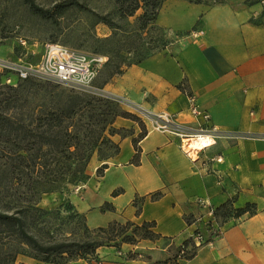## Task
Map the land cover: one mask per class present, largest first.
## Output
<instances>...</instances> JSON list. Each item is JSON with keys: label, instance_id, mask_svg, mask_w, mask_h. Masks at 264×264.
I'll return each mask as SVG.
<instances>
[{"label": "crops", "instance_id": "obj_1", "mask_svg": "<svg viewBox=\"0 0 264 264\" xmlns=\"http://www.w3.org/2000/svg\"><path fill=\"white\" fill-rule=\"evenodd\" d=\"M247 2L172 0L163 5L159 24L185 29V42L167 47L124 75V87L135 99L143 96L151 113L175 114L180 122L197 125L201 120L188 109L192 94L210 115V124L235 137L218 139L193 162L177 137L149 130L139 142L136 165L132 140L140 132L124 119L135 132L113 136L120 152L89 166L90 178L71 202L92 229L113 221L155 222L160 237L102 247L97 256L103 264H156L174 257L203 221L210 220V212L228 201L236 209L254 204L255 213L229 219L218 239L180 264H264V0ZM146 97L155 99L149 103ZM218 154L223 161L211 162ZM103 164L108 168L100 176L97 170ZM157 192L161 197L153 200ZM137 197L144 198L140 214L134 204ZM106 203L112 208L102 211ZM17 264L47 263L25 257ZM68 264L90 263L81 259Z\"/></svg>", "mask_w": 264, "mask_h": 264}, {"label": "trees", "instance_id": "obj_2", "mask_svg": "<svg viewBox=\"0 0 264 264\" xmlns=\"http://www.w3.org/2000/svg\"><path fill=\"white\" fill-rule=\"evenodd\" d=\"M259 1L262 0L255 2ZM164 2L165 0H116L120 18L127 20L133 28L132 35L126 40L116 39L120 32H126L124 26L117 24L108 15L97 14L112 31V35L105 41L115 43L114 48L105 50L111 53L107 61L112 70L110 77L123 75L128 68L168 47L169 40L164 34V28L157 25ZM30 5L36 13L50 18L79 5V0L61 2L53 8L54 13L52 10L40 9L34 2ZM81 7L88 9L86 6ZM139 11L141 13L137 14ZM130 18L135 19L130 22ZM155 30L162 32L156 39L150 36ZM7 77V73L0 72V240L20 247L9 254L11 262L17 264L20 251L28 249L30 257L47 264H68L81 259L90 264H98L101 259L98 258L97 251L105 247V243L114 241V247L120 248L123 244L158 239L160 236L154 231L155 222L137 224L132 221H113L105 227L91 229L87 225L86 216L77 210L75 215L83 221L79 239H71L65 234L58 238L51 232L47 226V217L52 211L39 206L42 195L50 191L46 185L63 179H67V183L73 186L84 184L90 178L87 168L95 153L100 161L117 155L120 146L112 137L120 135L125 138L134 133L122 134L126 129L115 128L114 123L118 117L131 119L141 127L139 135L132 140L136 150L132 163L136 165L140 163L139 142L148 131L140 118L114 108L112 101L95 95H90L89 98L70 95L63 106L39 111L33 121L34 125L22 124L19 127L14 113L20 111L22 106L18 105V90L9 85L3 86ZM2 86L7 92H1ZM181 89L185 90V87L181 86ZM19 131L25 133L24 141L18 142ZM106 146H113L115 153L104 157L102 151ZM41 157L44 160L38 163L37 159L40 160ZM107 168L108 165L103 164L98 168L97 174L102 176ZM38 174L41 176L33 179ZM119 192L120 190L113 194ZM160 197L159 192L152 195L153 200ZM143 201L144 198L137 197L134 202L137 214L142 211ZM67 206L75 208L72 202H68ZM255 207L254 204H248L245 208L236 209L232 202H226L215 209L210 220L205 222L209 236L202 232V225L195 231V234L204 235V243L197 245L193 237L188 238L174 257L156 264H180V260L193 259L199 247L216 240L224 223L246 213L254 214ZM111 208L106 203L102 211ZM187 223H191L190 220Z\"/></svg>", "mask_w": 264, "mask_h": 264}, {"label": "rangeland", "instance_id": "obj_3", "mask_svg": "<svg viewBox=\"0 0 264 264\" xmlns=\"http://www.w3.org/2000/svg\"><path fill=\"white\" fill-rule=\"evenodd\" d=\"M65 0H0V58H19L30 59V53L34 50L35 54H40L42 46L45 43H60L65 46L97 54L106 57L109 60L111 53L109 54L106 49L114 48L115 43L107 42L105 39L112 35L110 28L105 25L100 16L108 15L117 24L124 26L126 32L119 33L116 39L126 40L132 35L131 25L127 20L120 18L119 12L116 6V0H79V5L72 6L60 14H55L50 18H45L42 15L36 13L31 8V3L43 10H52L53 8ZM186 2L193 3H205L215 4L221 3L224 0H184ZM237 1V0H230ZM257 0H248L247 3H254ZM172 0H165L163 5L171 4ZM81 6H86L85 9ZM163 7V6H162ZM91 10V11H90ZM139 11L137 14H140ZM99 14V15H97ZM135 18H130V22H133ZM157 25L161 27L157 20ZM164 28V34L169 40L168 47L173 44H179L181 41L185 42L187 31L185 29H177L171 27ZM131 34H130V33ZM161 31L155 30L150 36L156 39L161 35ZM20 39L26 40V47H23ZM163 51V50H162ZM26 52L28 55H26ZM29 56V57H28ZM27 57V58H26ZM133 67V66H132ZM131 68V67H130ZM116 75L110 77L111 68L106 63L102 69L99 77L96 80L97 93H90L86 91H80L72 87L56 84L50 81L44 80H27L16 81V78L12 77V83H2L3 86H12L17 89V96L19 99L18 105L22 106L20 111L14 113L18 126L33 124L36 114L45 109L63 106L68 96H83L88 97L90 95L98 96L99 98L109 99L113 103V107L128 112L137 116L144 123L147 131H157L154 129V122L157 119L158 113H151L149 107L145 105V100L142 98L135 99L130 93L129 89L124 87L125 80L124 75ZM3 82V80H2ZM106 82V84H105ZM2 86L1 92H7ZM153 99L146 97V101L153 103ZM123 117H118L114 123V127L118 129H126L122 134H129L135 132L134 129H130L124 124ZM134 122L137 130L141 132L140 125ZM108 132V131H107ZM17 136V135H14ZM25 133L18 132V142L24 141ZM120 136V135H119ZM112 140L114 141L113 137ZM115 142V141H114ZM116 143V142H115ZM115 148L113 146H106L103 148L102 155L104 157L113 155ZM113 157V156H112ZM44 158L37 159L42 163ZM99 160L98 155L95 153L89 166L97 164ZM38 162V163H39ZM29 164L30 161L28 162ZM60 165H58L59 167ZM89 166L87 172H89ZM1 168V167H0ZM1 171V170H0ZM38 176H33V179H37ZM67 179L57 181L55 183L46 185L50 188V191L42 195L39 206L46 210L52 211L48 218V227L54 235L60 238L62 235H67L71 239H79L82 229L83 221L75 215V208H69L68 202H71L75 197L79 195L77 192L78 187L67 183ZM206 221H203L201 230L209 236ZM92 229V228H91ZM77 233V234H75ZM105 247H114V241L105 243ZM19 246L14 243L7 244L0 240V264H13L11 262L10 253L15 250H19ZM21 250V249H20ZM31 253L28 249H23L18 254V259L30 257ZM17 259V260H18ZM34 259V258H32ZM38 261V260H37ZM40 262V261H39ZM103 264V263H102Z\"/></svg>", "mask_w": 264, "mask_h": 264}, {"label": "built area", "instance_id": "obj_4", "mask_svg": "<svg viewBox=\"0 0 264 264\" xmlns=\"http://www.w3.org/2000/svg\"><path fill=\"white\" fill-rule=\"evenodd\" d=\"M20 41L23 47H26V40L20 39ZM32 51L31 60L22 57L0 58V72L8 74L7 84L13 85L12 76L16 78V81L44 80L80 91L97 93L98 88L95 82L108 61L106 57L50 42L42 46L40 54L36 55L34 50ZM26 55H28L27 52ZM188 103L192 116L201 120L202 123L199 121L197 125H188L180 122L175 114L163 113L157 116L153 126L155 130L177 137L180 140V149L195 162L199 160L202 152L215 146L218 139L235 136L224 133L210 124V115L199 107L197 99L192 94L188 96ZM210 161L222 162V155L218 154ZM210 216H213V212H210ZM221 234L222 228L216 239ZM193 238L197 245L204 243V235L201 233L193 235ZM98 264H102V261Z\"/></svg>", "mask_w": 264, "mask_h": 264}]
</instances>
